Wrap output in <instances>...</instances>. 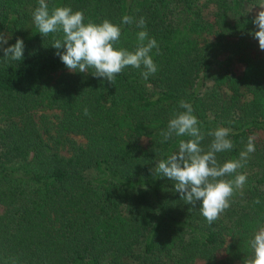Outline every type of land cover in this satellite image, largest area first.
<instances>
[{
    "label": "trees",
    "instance_id": "trees-1",
    "mask_svg": "<svg viewBox=\"0 0 264 264\" xmlns=\"http://www.w3.org/2000/svg\"><path fill=\"white\" fill-rule=\"evenodd\" d=\"M47 3L83 11L85 23L120 25L118 47L130 51L144 17L161 54L152 50L157 71L147 80L143 67H126L114 84L70 72L53 35L34 24L38 0H0L4 47L25 45L20 61L5 62L0 50V264H247L249 241L264 227V50L251 35L261 0ZM124 15L134 23L122 24ZM180 100L193 106L203 147L208 132L232 130L221 163L256 138L237 170L247 174L242 193L212 225L200 202L184 203L152 172L187 139L161 143Z\"/></svg>",
    "mask_w": 264,
    "mask_h": 264
},
{
    "label": "clouds",
    "instance_id": "clouds-1",
    "mask_svg": "<svg viewBox=\"0 0 264 264\" xmlns=\"http://www.w3.org/2000/svg\"><path fill=\"white\" fill-rule=\"evenodd\" d=\"M260 11L255 15L253 23L257 26L251 35L258 39L260 50H264V0ZM32 18L42 37L53 35L51 46L56 49V55L70 72L89 73L114 84L116 76L131 66L143 67L142 77H148L157 71V65L151 55L160 48L155 38H150L145 30L146 20L140 17L135 21L140 29L137 33V45L130 51L118 47L122 30L120 25L108 19L101 23L88 21L85 23L83 11L73 10L69 6H55L49 10L47 0H38V7L33 11ZM122 24L134 23L132 16L124 15ZM9 35L0 32V50L3 59L20 61L24 56V41L17 38L15 44L4 47ZM63 49V51H61ZM179 108L168 121L166 130L161 131L164 143L172 137H186L178 142V149L166 158L156 161L152 172L156 177H167L174 184V190L180 194V199L195 207L200 202L199 212L209 225L217 221L230 208L232 198L241 192L247 183V174L237 170L247 163L250 154L255 151V136L250 135L244 150L237 159H229L221 163L218 153L233 149L230 139L232 130L228 127H217L207 133L212 140L207 148L203 147L205 133L200 128V121L194 115L191 103L179 101ZM84 115H89V109L84 108ZM156 153L159 151L155 149ZM231 177V178H229ZM255 203H260L259 199ZM252 258L247 264H264V227H260L249 241Z\"/></svg>",
    "mask_w": 264,
    "mask_h": 264
},
{
    "label": "rangeland",
    "instance_id": "rangeland-1",
    "mask_svg": "<svg viewBox=\"0 0 264 264\" xmlns=\"http://www.w3.org/2000/svg\"><path fill=\"white\" fill-rule=\"evenodd\" d=\"M261 2H262V0H261ZM260 49V48H259ZM38 114H40V112H38L37 114H34V116H35V118L38 120ZM73 138H75L79 143L80 142H83V139L81 138V137H79V136H73ZM147 138H143L142 140H141V143H142V145H146L147 144ZM264 147V146H263ZM63 153H65V154H67V151H66V149H64L63 151H62ZM91 172H92V170H90Z\"/></svg>",
    "mask_w": 264,
    "mask_h": 264
}]
</instances>
